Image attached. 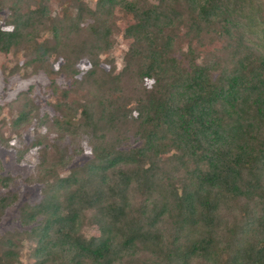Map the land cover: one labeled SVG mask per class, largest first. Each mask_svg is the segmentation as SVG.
<instances>
[{"label":"trees","instance_id":"trees-1","mask_svg":"<svg viewBox=\"0 0 264 264\" xmlns=\"http://www.w3.org/2000/svg\"><path fill=\"white\" fill-rule=\"evenodd\" d=\"M105 3L133 20L124 31V69L133 68L143 94L117 112L122 120L135 115L140 143L95 152L66 175L62 150L38 167L43 198L19 214L33 225L34 264H264V0ZM47 13L40 1L30 16L0 26V52ZM216 40L226 45L208 51ZM79 119L92 141L97 124L88 105ZM131 186L139 192L134 204L126 199ZM16 199L0 193V219ZM87 214L97 236L83 232ZM24 233L0 235V264L18 260Z\"/></svg>","mask_w":264,"mask_h":264},{"label":"rangeland","instance_id":"rangeland-1","mask_svg":"<svg viewBox=\"0 0 264 264\" xmlns=\"http://www.w3.org/2000/svg\"><path fill=\"white\" fill-rule=\"evenodd\" d=\"M40 1L46 3L48 13L33 21L9 52H0V176L7 177L0 193L17 196L0 219V235L26 232L17 241L14 264L37 262L36 241L27 233L33 225H23L19 214L25 204L43 198L38 167H46L51 156L62 150L67 167L60 174L66 175L71 167L93 161L95 152L106 154L108 149L113 154L140 143L135 115L122 120L117 112L143 94L133 68L124 69L130 46L124 31L133 22L131 15L120 5L100 6L101 0H0V26L8 29L18 16H30ZM178 44L183 47L185 41ZM208 44L211 51L226 42ZM43 47L47 53L41 52ZM82 105L91 108L97 124L92 141H88L90 127L81 128ZM22 113L25 117L19 121ZM170 161V154L162 156V167L170 166ZM164 169L160 167L158 173ZM129 189L126 199L134 204L139 192ZM87 215L83 232L97 236L94 218Z\"/></svg>","mask_w":264,"mask_h":264}]
</instances>
